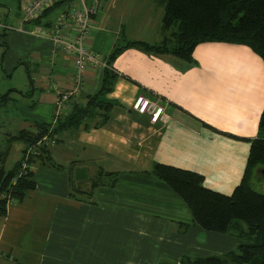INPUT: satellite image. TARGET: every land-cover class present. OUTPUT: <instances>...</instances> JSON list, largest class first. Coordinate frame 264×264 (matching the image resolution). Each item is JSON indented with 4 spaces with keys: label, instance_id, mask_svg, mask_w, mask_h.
Segmentation results:
<instances>
[{
    "label": "crops",
    "instance_id": "obj_1",
    "mask_svg": "<svg viewBox=\"0 0 264 264\" xmlns=\"http://www.w3.org/2000/svg\"><path fill=\"white\" fill-rule=\"evenodd\" d=\"M23 1H18V15L0 0V30L3 35L12 31L8 38L17 51L5 61L7 47L4 67L24 60L29 85L15 98L22 103L13 118L20 125L11 129L16 133L8 141L21 130L35 133L37 123H53L52 88L66 91L72 85V56L54 50L41 33L44 22L54 20L48 17L51 11L41 20L24 21ZM140 4L141 16H133ZM146 9L154 13L153 27L141 21ZM163 13L160 0H100L88 50L105 63L115 46L124 47L110 66L115 76L104 95L112 103L109 118L96 128L93 118L87 128L59 131L56 142L45 146L54 166L31 165L34 189L0 215V264H182L185 256L223 255L245 242L196 225L185 202L152 169L161 163L190 170L203 176L206 188L230 195L241 181L250 139L264 138L259 125L264 62L249 46L228 42H201L191 59L179 57L171 50L174 30L162 28ZM142 42L168 49H149ZM103 71L102 65L87 68L83 91L71 98L67 112L100 89ZM146 91L163 99V121L153 123L131 109L134 98ZM18 141L23 140L9 145ZM28 145L23 141L8 170ZM7 155L0 154L3 164ZM77 167L87 168L83 189L76 187ZM95 178L102 184L92 187ZM254 187L262 190L264 182L255 181Z\"/></svg>",
    "mask_w": 264,
    "mask_h": 264
},
{
    "label": "trees",
    "instance_id": "obj_2",
    "mask_svg": "<svg viewBox=\"0 0 264 264\" xmlns=\"http://www.w3.org/2000/svg\"><path fill=\"white\" fill-rule=\"evenodd\" d=\"M72 1L74 0H58L27 22L41 20L56 6L62 5V11ZM160 1L164 3L162 28L174 30L171 34H174L175 45L171 47V50L177 56L191 59L194 46L201 42H228L249 46L264 62V0ZM56 20L57 17L52 22H44L45 30L41 33L47 35L49 40V32L46 33V30L51 28ZM140 44L149 49H168L166 44L157 46L145 42ZM53 48L58 49L54 45ZM123 48L115 46L105 60L103 82L95 94L85 96L82 101H76L66 113L56 112L53 123H37L35 133L21 130L10 137V141L23 140L29 145L37 146L36 154L29 160L31 165L40 162L54 166L44 144L38 143L43 142L44 137L53 136L64 129L87 128L91 125L88 124L89 120L93 118L97 119L93 124L94 128L108 120L112 103L105 100L104 95L111 90L110 78L115 76L110 66ZM52 90L55 93L54 87ZM9 91L0 95V104L9 100ZM259 125H264V108ZM4 154L5 152L2 153ZM3 159L4 157L0 159L1 216L6 213V195L21 200L29 190L35 187L34 181L29 179L31 171L28 178H21L15 185L9 186L10 180L18 171L19 163L8 170L4 167ZM152 172L181 197L191 211L196 225L213 232L233 233L245 241L237 246L236 251L223 255H209L194 259L185 256L181 259L182 264H227L228 262L230 264H264V192L257 191L254 187L255 181H259L264 176V138L250 139V150L241 181L230 195L206 188L203 185V176L190 170L155 163ZM100 184L102 182L95 178L91 186L96 187ZM74 192L85 193L83 190H74ZM186 226L187 224L184 225Z\"/></svg>",
    "mask_w": 264,
    "mask_h": 264
},
{
    "label": "built area",
    "instance_id": "obj_3",
    "mask_svg": "<svg viewBox=\"0 0 264 264\" xmlns=\"http://www.w3.org/2000/svg\"><path fill=\"white\" fill-rule=\"evenodd\" d=\"M58 0H24L22 4V17L24 21L38 16L40 12L49 8ZM100 0H92L88 3L86 0H74L70 2L65 9L59 12L57 20L51 28L46 30L55 48L61 49L72 56V85L71 88L64 91L59 90L54 85L57 113H66L71 98L79 96L83 91V74L92 64L102 65L99 55L89 52L86 39L92 27V16L98 9ZM161 97L155 93L146 91L138 94L131 103V109L141 115H148L151 122L155 123L164 120V107L160 104ZM44 146L56 142L55 136L44 137ZM36 145H29L25 148L19 160L18 172L9 182L13 186L21 178H28L31 170L30 157L36 154ZM6 207L11 205L17 199L6 195Z\"/></svg>",
    "mask_w": 264,
    "mask_h": 264
},
{
    "label": "rangeland",
    "instance_id": "obj_4",
    "mask_svg": "<svg viewBox=\"0 0 264 264\" xmlns=\"http://www.w3.org/2000/svg\"><path fill=\"white\" fill-rule=\"evenodd\" d=\"M5 3L11 10H14L18 15H21V10L18 9V1L19 0H1ZM62 6L55 7L52 12L49 13L48 17L55 19L57 13H59ZM142 5L140 4V10L134 12L133 16H141ZM154 13H147L146 11L143 13L141 21L149 20L151 21L150 27L155 23ZM12 15V14H11ZM11 30H17L18 27L10 26ZM153 27V26H152ZM10 30H5V34L3 35V31L0 30V93L11 91L10 98L7 101H4L0 104V154L5 152L7 158L4 162V166L6 169L13 166V161L16 155L19 153V146L23 144V141L14 142L12 146L9 140V136L12 133L11 129H17L16 124L20 125L13 118L19 113V106L22 104L19 101L15 100V98H20L21 91L24 92L28 87V77L27 71L24 67V60L22 59H14L8 68L4 67V54L7 52V47L10 46L9 52L5 55V61L8 60L9 54L10 58L13 59V55L17 52L14 47H12V43L8 38V34L11 33ZM163 99H161L162 101ZM33 102L30 99H26L25 105L32 106ZM29 112V110H25ZM2 159V157H0ZM4 160V159H3ZM262 182H264V176L261 177ZM260 192H264V188L262 190H258ZM236 251V248L234 249ZM161 262V261H160ZM167 264H173V262L167 261ZM227 264H230L228 262Z\"/></svg>",
    "mask_w": 264,
    "mask_h": 264
},
{
    "label": "water",
    "instance_id": "obj_5",
    "mask_svg": "<svg viewBox=\"0 0 264 264\" xmlns=\"http://www.w3.org/2000/svg\"><path fill=\"white\" fill-rule=\"evenodd\" d=\"M87 168L85 167H77L75 169V174H74V178L76 180V187L79 188H84V184L83 181L86 180L88 178V174L86 173ZM81 184V185H80Z\"/></svg>",
    "mask_w": 264,
    "mask_h": 264
}]
</instances>
